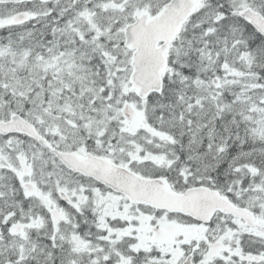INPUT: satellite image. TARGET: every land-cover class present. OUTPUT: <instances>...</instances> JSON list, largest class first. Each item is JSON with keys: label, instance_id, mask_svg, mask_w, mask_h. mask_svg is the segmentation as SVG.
<instances>
[{"label": "snow or ice", "instance_id": "6c2138e0", "mask_svg": "<svg viewBox=\"0 0 264 264\" xmlns=\"http://www.w3.org/2000/svg\"><path fill=\"white\" fill-rule=\"evenodd\" d=\"M0 264H264V0H0Z\"/></svg>", "mask_w": 264, "mask_h": 264}]
</instances>
